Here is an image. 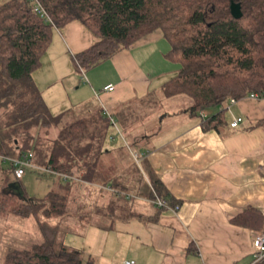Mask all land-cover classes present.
Returning a JSON list of instances; mask_svg holds the SVG:
<instances>
[{"label":"crops","instance_id":"crops-1","mask_svg":"<svg viewBox=\"0 0 264 264\" xmlns=\"http://www.w3.org/2000/svg\"><path fill=\"white\" fill-rule=\"evenodd\" d=\"M95 41L77 21L54 29L41 66L33 73L42 98L64 121L96 117L102 125L111 123L115 134L104 135L101 147L106 152L100 158L126 145L141 164L137 179L150 189L151 177L158 179L178 210L159 207L142 193L132 203L116 205L111 196L96 191L105 185L84 177L85 168L72 175L33 161L29 169L46 175L48 191L30 195L22 177L8 176L9 168H4L1 193L17 201L23 193L43 198L62 187H57L58 180H73L66 207L57 217L68 221L81 215L94 222L98 248L82 251L94 264H255L252 238L261 229L234 218L251 208L263 222L264 99L240 98L234 104L228 100L196 112L187 96L164 93L169 74H176L180 65L166 57L170 43L162 31L155 30L86 71L77 69L72 55ZM108 84L114 90H104ZM222 109L225 123L204 129L202 121ZM237 117L242 120L233 128L230 122ZM55 129L54 134L60 130ZM105 167L100 159L97 170ZM112 177L130 188L137 180L122 172ZM70 190L82 192L75 197Z\"/></svg>","mask_w":264,"mask_h":264},{"label":"trees","instance_id":"trees-1","mask_svg":"<svg viewBox=\"0 0 264 264\" xmlns=\"http://www.w3.org/2000/svg\"><path fill=\"white\" fill-rule=\"evenodd\" d=\"M39 1L52 22L35 13L30 0L0 3V156L17 158L31 153L30 160L42 167L72 175L85 168V178L103 185L111 181L103 168L97 170L106 152L101 146L108 122L102 125L96 117L64 121L63 114H52L33 78L54 29L72 21L96 38L88 48L72 55L77 69L86 71L160 29L170 43L166 57L180 65L163 85L166 96H187L197 112L223 106L231 98L264 94V0ZM232 2L240 5L242 16L238 19L231 14ZM223 123L222 109L203 127L218 128ZM57 127L60 130L54 134ZM8 173L13 174L11 163ZM139 182L132 188L134 194L153 199L155 191L172 204L158 179L151 177L154 189ZM60 189L43 198L23 193L11 207L15 215L34 217L46 239L30 249L10 251L2 264H94L82 250L56 242L57 226L40 221V215L49 219L63 213L69 187ZM121 192L115 190L114 194ZM2 197L0 204L16 199ZM245 213L234 221L259 226L264 232V218L260 221L251 208ZM257 221L259 224H254Z\"/></svg>","mask_w":264,"mask_h":264},{"label":"rangeland","instance_id":"rangeland-1","mask_svg":"<svg viewBox=\"0 0 264 264\" xmlns=\"http://www.w3.org/2000/svg\"><path fill=\"white\" fill-rule=\"evenodd\" d=\"M3 1L5 0H0V3H2ZM157 31L161 32L160 29H158ZM170 75L173 76L175 75V73L169 74V76ZM111 128V123H107L105 127V135L107 133L111 135L112 133L115 134V131ZM132 154L133 153L130 151V148L125 145L124 149L113 152V154H111L110 156L100 158L106 165V168H104V172L108 176L111 175V181L106 180L107 185H105V187L103 188L97 189L96 191H100L101 195L107 199L109 198V196H111L113 200L117 201L116 205L122 202H126L129 204L132 203L135 198H138V195L134 194V190H132V188L126 185L125 188L121 189V184L123 183H120L117 179L115 181L112 179L113 174L116 175L120 174L121 172L127 178L128 176H131V178H134L135 180L137 178L140 179V177H138V175L136 174L137 172L139 173L141 171L140 168L137 167L139 165L141 166V164H138V162L133 159ZM111 165L112 168H108ZM9 166V161L0 158V178L2 176L1 170L5 168V172H7V168H9ZM132 166H135L136 168H132ZM7 175L10 176L11 174L7 172ZM45 176L46 175H43L41 171L39 172L38 170L28 168L22 176L21 180L26 184L27 191L30 195L39 196L48 191L49 182L45 178ZM138 179L136 180V182L139 181ZM57 183L58 188L60 185H68L69 189L70 187L74 186L73 180H67L66 182H64L60 179ZM2 187L3 186L0 184V201L3 198V194L1 193L3 191ZM58 190L60 191L61 189L59 188ZM115 190H123V192H121L122 194H114ZM71 192L76 197L80 196L82 190L78 192L70 190V193ZM16 203L17 200L13 199V201H8L6 202V204H0V264L3 263L5 255L10 251L27 250L35 244L44 242L46 239L44 232L33 218L24 219L13 216L14 214L10 209ZM105 209L107 211V208ZM58 217L55 216V218L47 219V217L40 215V221L46 222L50 226H57L54 233L56 242L81 249L82 251L87 248H98L96 237L95 235H92V233L94 234L97 232V229L93 227V221H86L84 219V216L81 215H74L72 220L68 221H58Z\"/></svg>","mask_w":264,"mask_h":264},{"label":"built area","instance_id":"built-area-1","mask_svg":"<svg viewBox=\"0 0 264 264\" xmlns=\"http://www.w3.org/2000/svg\"><path fill=\"white\" fill-rule=\"evenodd\" d=\"M30 1L32 2L33 11L35 13H37L39 16L43 17L45 20L52 22L49 14L44 9V7L42 6V4L40 3L39 0H30ZM104 90H107V91L114 90L113 84H108V85L104 86ZM242 98H249V99H253V100H262V99H264V94L260 95L258 93H250V94H248ZM238 100L239 99L231 98L229 100V103L234 104ZM200 115L202 116V120H203L204 115H203L202 111H200ZM241 120H242L241 117L235 118L232 122H230V126L233 128L237 127L238 124L241 122ZM204 122H205V120L202 121V123H204ZM31 157H32L31 153H29L28 155H25V156L17 157V158L0 156L1 159L7 160L11 163L13 174L18 179L24 175L25 171L28 168L33 167L31 160H30ZM134 157H135V159H139V157L136 155H134ZM153 194L155 197L151 200V202H153L157 206L162 207V208H169L175 212L178 210V208H179L178 205H174V206L170 205L165 199H163V198L159 197L157 194H155V191H153ZM252 249H253V256H254V263L255 264L264 260V232H261V231L254 232L253 238H252ZM124 264H134V261H132V260L125 261Z\"/></svg>","mask_w":264,"mask_h":264},{"label":"water","instance_id":"water-1","mask_svg":"<svg viewBox=\"0 0 264 264\" xmlns=\"http://www.w3.org/2000/svg\"><path fill=\"white\" fill-rule=\"evenodd\" d=\"M230 11H231V14L237 19L242 16L240 5L238 3L232 2L230 5Z\"/></svg>","mask_w":264,"mask_h":264}]
</instances>
